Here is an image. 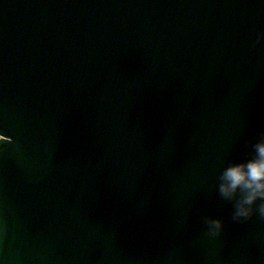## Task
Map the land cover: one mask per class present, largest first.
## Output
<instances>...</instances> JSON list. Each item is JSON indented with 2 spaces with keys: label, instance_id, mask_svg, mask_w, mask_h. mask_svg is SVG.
<instances>
[{
  "label": "water",
  "instance_id": "obj_1",
  "mask_svg": "<svg viewBox=\"0 0 264 264\" xmlns=\"http://www.w3.org/2000/svg\"><path fill=\"white\" fill-rule=\"evenodd\" d=\"M259 32L264 0H0V264H264L217 190L264 130Z\"/></svg>",
  "mask_w": 264,
  "mask_h": 264
},
{
  "label": "clouds",
  "instance_id": "obj_2",
  "mask_svg": "<svg viewBox=\"0 0 264 264\" xmlns=\"http://www.w3.org/2000/svg\"><path fill=\"white\" fill-rule=\"evenodd\" d=\"M261 41H264V32L257 34L252 47ZM0 137H4L0 141L11 140L3 134ZM246 146L250 149L247 158L228 163L218 177V194L222 200L232 204L231 219L236 223L247 222L254 215L264 220V130L258 131ZM202 222L209 238L219 237L224 231L222 218L205 216Z\"/></svg>",
  "mask_w": 264,
  "mask_h": 264
}]
</instances>
